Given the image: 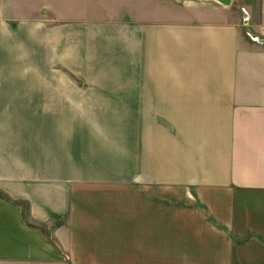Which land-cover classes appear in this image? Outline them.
<instances>
[{"label": "crops", "instance_id": "crops-1", "mask_svg": "<svg viewBox=\"0 0 264 264\" xmlns=\"http://www.w3.org/2000/svg\"><path fill=\"white\" fill-rule=\"evenodd\" d=\"M130 2L85 62L53 43L81 90L48 85L46 30L31 74L0 10V264H264V0Z\"/></svg>", "mask_w": 264, "mask_h": 264}, {"label": "rangeland", "instance_id": "rangeland-1", "mask_svg": "<svg viewBox=\"0 0 264 264\" xmlns=\"http://www.w3.org/2000/svg\"><path fill=\"white\" fill-rule=\"evenodd\" d=\"M131 4V0H0V10L8 11L9 15H14V19H10L16 27V41H23L30 46V67L28 70L31 74H38L39 62H38V33L39 29L43 32L46 30L47 38V81L48 85H54V77L57 75L59 79L63 80L64 85H73L81 90L86 88V84L80 83V76H77L71 72L69 68L61 65L59 61L54 58L53 43L57 42L62 49V46L70 45L76 38L83 37V43L79 45V58L81 62H85L84 57L87 47V33L101 30L104 25L111 22V14H116L122 6ZM133 5V3H132ZM117 15V14H116ZM248 13L242 8L240 10V23L246 27L248 23ZM22 27L25 29L23 35H19ZM27 28L30 29V35H27ZM264 30V28H263ZM247 33V32H246ZM249 38L250 34H246ZM22 39V40H21ZM80 40V39H79ZM76 41V40H75ZM81 41V42H82ZM80 42V43H81ZM51 43V44H50ZM27 47V46H25ZM26 55V54H25ZM25 59L27 57L25 56ZM99 63H102L100 58ZM79 78V80H78ZM61 82H59V86ZM35 100H31V109L34 110ZM37 105V104H36ZM17 110V109H16ZM22 111L23 109H19ZM10 117V116H9ZM13 117V116H12ZM86 118L80 116V118ZM105 122H109L112 127L127 128V136H131L133 140V127L134 116H103ZM1 119H5V116H0ZM66 116L60 114H16L14 116V122L16 123L15 129H26L33 131L32 129L38 128V122H45L48 131L54 129L56 121L62 120ZM56 128V127H55ZM54 132V131H53ZM28 133V132H26ZM22 134V133H20ZM49 136V135H48ZM128 137V144H132L133 141ZM133 145V144H132ZM133 147V146H132ZM133 160V158H131ZM128 166L131 167L132 161H129ZM128 169V174H129ZM127 186H134V180L129 179L126 181Z\"/></svg>", "mask_w": 264, "mask_h": 264}, {"label": "water", "instance_id": "water-1", "mask_svg": "<svg viewBox=\"0 0 264 264\" xmlns=\"http://www.w3.org/2000/svg\"><path fill=\"white\" fill-rule=\"evenodd\" d=\"M213 1L225 6H229L232 2V0H213ZM257 42H259L260 44H264V39L257 38Z\"/></svg>", "mask_w": 264, "mask_h": 264}, {"label": "built area", "instance_id": "built-area-1", "mask_svg": "<svg viewBox=\"0 0 264 264\" xmlns=\"http://www.w3.org/2000/svg\"><path fill=\"white\" fill-rule=\"evenodd\" d=\"M263 34H264V30H263ZM251 37L256 42H257V38L264 39V35L263 36H251Z\"/></svg>", "mask_w": 264, "mask_h": 264}]
</instances>
